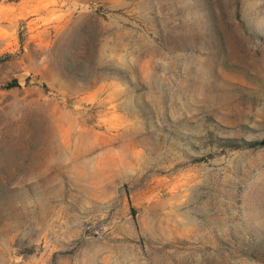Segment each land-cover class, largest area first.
Instances as JSON below:
<instances>
[{
    "label": "rangeland",
    "instance_id": "1",
    "mask_svg": "<svg viewBox=\"0 0 264 264\" xmlns=\"http://www.w3.org/2000/svg\"><path fill=\"white\" fill-rule=\"evenodd\" d=\"M0 264H264V0H0Z\"/></svg>",
    "mask_w": 264,
    "mask_h": 264
}]
</instances>
